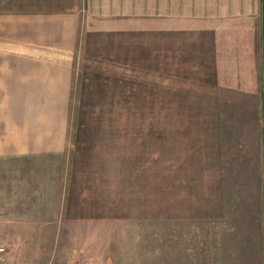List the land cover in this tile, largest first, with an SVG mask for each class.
I'll return each instance as SVG.
<instances>
[{
	"label": "rangeland",
	"instance_id": "1",
	"mask_svg": "<svg viewBox=\"0 0 264 264\" xmlns=\"http://www.w3.org/2000/svg\"><path fill=\"white\" fill-rule=\"evenodd\" d=\"M81 33L67 151L0 160L4 264H172L182 218L188 240L191 217L245 182L236 168L249 178L264 162L260 144L253 154L264 104L221 91L210 64L183 63L176 47L154 62L152 47Z\"/></svg>",
	"mask_w": 264,
	"mask_h": 264
},
{
	"label": "crops",
	"instance_id": "2",
	"mask_svg": "<svg viewBox=\"0 0 264 264\" xmlns=\"http://www.w3.org/2000/svg\"><path fill=\"white\" fill-rule=\"evenodd\" d=\"M13 1L0 9V160L67 151L82 28L128 38L127 45L119 41L124 47H152L154 62L163 48L161 61H172L176 47L183 63L210 64L221 91L264 104V0ZM259 117L253 154L259 144L264 154V112ZM238 133L233 125V163L242 147ZM236 169L245 182L221 187L213 214L191 217L188 240L182 218L170 263L264 264V162L249 168V178L246 166Z\"/></svg>",
	"mask_w": 264,
	"mask_h": 264
},
{
	"label": "built area",
	"instance_id": "3",
	"mask_svg": "<svg viewBox=\"0 0 264 264\" xmlns=\"http://www.w3.org/2000/svg\"><path fill=\"white\" fill-rule=\"evenodd\" d=\"M6 252L5 249H0V264H4V258H5Z\"/></svg>",
	"mask_w": 264,
	"mask_h": 264
},
{
	"label": "trees",
	"instance_id": "4",
	"mask_svg": "<svg viewBox=\"0 0 264 264\" xmlns=\"http://www.w3.org/2000/svg\"><path fill=\"white\" fill-rule=\"evenodd\" d=\"M127 113L129 114V115L127 116V119H128V120H131V119H132V116L130 115L131 111H130V110H127Z\"/></svg>",
	"mask_w": 264,
	"mask_h": 264
}]
</instances>
